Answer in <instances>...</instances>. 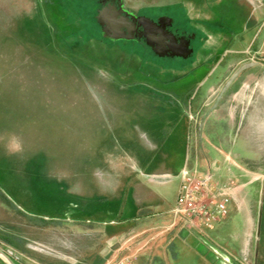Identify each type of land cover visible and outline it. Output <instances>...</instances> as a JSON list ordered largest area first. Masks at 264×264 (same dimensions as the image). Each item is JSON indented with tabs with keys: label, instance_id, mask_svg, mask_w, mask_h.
<instances>
[{
	"label": "rangeland",
	"instance_id": "374dc122",
	"mask_svg": "<svg viewBox=\"0 0 264 264\" xmlns=\"http://www.w3.org/2000/svg\"><path fill=\"white\" fill-rule=\"evenodd\" d=\"M238 2L0 0V249L13 262L153 264L124 261L113 252L119 231L112 238L108 231L122 202L103 194L98 180L120 185L135 177L147 180L138 171L127 180L123 174L146 160L153 161L144 170L149 174L170 158L183 168L204 169L198 160L209 146L200 135L205 113L197 109L240 46L230 41L202 61L193 56L198 41L189 26H205L202 12L214 25L236 24L247 0ZM103 12L127 23L119 39L105 33ZM141 20L183 52L160 53ZM238 153L254 160L248 165L234 160L240 172L233 179L254 199L253 233L246 234L241 216L232 211L229 224L228 214L194 238L188 255L179 251L170 264H264V152ZM216 157L206 156L210 163ZM173 175L156 177L169 204L159 216L174 206L180 179ZM74 186L84 192L76 195ZM101 201L112 204L116 217L105 213ZM214 232L220 235L216 241ZM162 245L172 259L165 236ZM88 246L93 250L82 251ZM0 264L9 263L0 257Z\"/></svg>",
	"mask_w": 264,
	"mask_h": 264
},
{
	"label": "crops",
	"instance_id": "0c3cea01",
	"mask_svg": "<svg viewBox=\"0 0 264 264\" xmlns=\"http://www.w3.org/2000/svg\"><path fill=\"white\" fill-rule=\"evenodd\" d=\"M240 1L238 4H241ZM199 15L201 16L199 19L205 22V26L196 27L193 24L189 26L190 36L198 41L193 56H201L202 61H206L212 58L215 51L220 52L230 41H234L235 46H240L239 50H236L222 66L218 83L206 89L197 109L205 113L203 116L205 122L201 124V129L202 131L205 129L206 133L203 134L201 131L200 135L209 146V149L205 150V155L198 160V164L204 166V169L201 168L199 171L209 168L213 176V184L216 186L231 184L229 218L224 222L227 225L232 221L233 211V214L241 216L245 232L251 236L255 221L249 208L254 203V199L243 189L245 185H234V174L240 172L234 165V160L238 163L243 160V165H248L254 160L243 158L238 152H264V0H247L236 24L229 26L214 25L208 15H203V12ZM196 114L200 115L199 112ZM211 136L214 137L212 139L214 142H210ZM236 139L239 141L238 145ZM211 152L217 153V159L210 163L206 156H209ZM202 159L203 163H201ZM116 164L114 168L124 171L125 180L132 177L134 171H138L145 178L148 177L149 182L135 177L130 183L120 185L119 182L112 184L99 178L98 187L103 194H108L110 198H118L122 202L117 213L118 219L114 218L116 215L112 216L113 210L110 206L112 204H108V201L97 203L103 207L105 213L116 220L111 221L114 229L108 231L111 238L114 231H119V246L113 252L121 255L124 261L136 263L141 260L150 261L153 264H161L164 261L169 264L171 261L176 262L179 251L188 255L192 241L204 235V229L200 231L188 229L182 224L171 227L172 208L169 209L168 214L158 215L161 210L169 208V204L166 203L164 193L158 188L161 183H157L159 181L156 180L160 173L174 174L173 176L178 178L183 169V163L176 164L174 159L170 158L165 165L155 166L158 172L150 174L144 171L153 166V161L150 160H146L145 165L141 162L143 169L133 165L122 171V168L118 167L120 163L118 166ZM219 178H222L221 183L218 182ZM70 189H73L77 195L84 192L85 188L74 186ZM126 189L128 191L123 194ZM118 192H120L119 196ZM95 203L92 204L95 205ZM21 212L28 215L24 211ZM28 216L38 218L33 213ZM40 220L46 221L42 218ZM164 236L167 243L171 242L172 259L166 256L168 250L162 245ZM219 236V233L214 232L212 237L216 241ZM89 250H93V246H88L82 251Z\"/></svg>",
	"mask_w": 264,
	"mask_h": 264
},
{
	"label": "built area",
	"instance_id": "2783aa9c",
	"mask_svg": "<svg viewBox=\"0 0 264 264\" xmlns=\"http://www.w3.org/2000/svg\"><path fill=\"white\" fill-rule=\"evenodd\" d=\"M179 179L176 200L170 211L171 227L182 224L193 230L211 229L228 215L231 184L214 185L209 168L199 171L197 168L184 167L179 173Z\"/></svg>",
	"mask_w": 264,
	"mask_h": 264
},
{
	"label": "bare ground",
	"instance_id": "6f19581e",
	"mask_svg": "<svg viewBox=\"0 0 264 264\" xmlns=\"http://www.w3.org/2000/svg\"><path fill=\"white\" fill-rule=\"evenodd\" d=\"M100 19L106 26L105 33L112 40L119 39L120 31H122V29L127 26V23L125 21L123 20L119 21L117 20L115 15L112 16V15L107 14L106 12H103L100 14ZM141 23L146 30V33H147L146 35H147L148 40L150 41V45L155 46L160 53L165 52L166 48L174 51V48L172 49V47L167 44V40H166L167 38L164 37V35L160 34V36L157 37V34L160 32H157L153 25H151L150 23H146L142 20H141ZM132 31L133 29H130V34ZM176 48L177 47H175V49ZM174 52L182 53L183 49L179 51H174Z\"/></svg>",
	"mask_w": 264,
	"mask_h": 264
},
{
	"label": "flooded vegetation",
	"instance_id": "af4514ba",
	"mask_svg": "<svg viewBox=\"0 0 264 264\" xmlns=\"http://www.w3.org/2000/svg\"><path fill=\"white\" fill-rule=\"evenodd\" d=\"M155 28V27H154ZM153 28V29H154ZM155 30L158 32L159 30H157L156 28H155ZM132 33V32H131ZM159 34V36H160V34L161 35H164V34H162L161 32L160 33H158ZM158 35H157V37H159ZM164 37H166L167 39V44L168 45H170L171 47H172V49L174 48V51H179V50H181L182 48H180L179 46H176L175 44H174V42L171 40V39H169L166 35H164ZM175 47H177L176 49H175ZM167 50H170V49H168V48H166V51ZM165 51V52H166ZM171 51V50H170Z\"/></svg>",
	"mask_w": 264,
	"mask_h": 264
},
{
	"label": "water",
	"instance_id": "95a60500",
	"mask_svg": "<svg viewBox=\"0 0 264 264\" xmlns=\"http://www.w3.org/2000/svg\"><path fill=\"white\" fill-rule=\"evenodd\" d=\"M0 257L6 260L9 264H15L13 260L0 249Z\"/></svg>",
	"mask_w": 264,
	"mask_h": 264
},
{
	"label": "trees",
	"instance_id": "16d2710c",
	"mask_svg": "<svg viewBox=\"0 0 264 264\" xmlns=\"http://www.w3.org/2000/svg\"><path fill=\"white\" fill-rule=\"evenodd\" d=\"M95 14H96V12H93V14H91V20H92V25L95 26V27H97V23H96V19H95Z\"/></svg>",
	"mask_w": 264,
	"mask_h": 264
}]
</instances>
